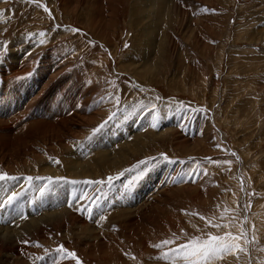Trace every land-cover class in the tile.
<instances>
[{
    "label": "rangeland",
    "instance_id": "rangeland-1",
    "mask_svg": "<svg viewBox=\"0 0 264 264\" xmlns=\"http://www.w3.org/2000/svg\"><path fill=\"white\" fill-rule=\"evenodd\" d=\"M159 1L0 0V264H169L241 226L217 264H264V0Z\"/></svg>",
    "mask_w": 264,
    "mask_h": 264
},
{
    "label": "snow or ice",
    "instance_id": "snow-or-ice-1",
    "mask_svg": "<svg viewBox=\"0 0 264 264\" xmlns=\"http://www.w3.org/2000/svg\"><path fill=\"white\" fill-rule=\"evenodd\" d=\"M101 127H103V125ZM97 130L98 129H94L93 131L95 132ZM165 159H167V157H165ZM54 162L59 163L58 160ZM15 179V177L10 176L8 173L0 171V186L6 185L9 181H13ZM28 179L31 180L32 178L29 177ZM109 180H111V178H109ZM49 182L51 183V180H49ZM71 183L76 184L79 182L71 181ZM82 183L91 185L93 183L103 182L84 181ZM18 199V195L15 192H12L8 194L3 201H0V204L6 207H11ZM223 218V216L220 217V219ZM200 219L206 220L205 228L213 227L220 229L229 227L227 224L215 223V218L213 217L205 218L204 216H200ZM200 231H203V229H200ZM177 238L178 237L174 234L172 239H166L160 244L154 245V247L164 249L165 247L175 243ZM241 241L245 244L250 243L247 239V233L242 226L240 227L239 235H235L231 232H226L223 235L205 233L204 238L189 237L186 243L170 249L169 251L163 252L161 258L169 261V264H217V261L224 259L226 256L236 255V258L238 259L239 256L237 254L239 252H247V249L242 246ZM55 251L57 254H62L60 255V259H64L66 257L75 258V253L67 252L62 245ZM52 264H59V262L54 259ZM77 264H80V262L77 261Z\"/></svg>",
    "mask_w": 264,
    "mask_h": 264
},
{
    "label": "bare ground",
    "instance_id": "bare-ground-1",
    "mask_svg": "<svg viewBox=\"0 0 264 264\" xmlns=\"http://www.w3.org/2000/svg\"><path fill=\"white\" fill-rule=\"evenodd\" d=\"M66 1V0H65ZM139 1V9H140V11H142V4H140V3H142V0H138ZM99 3V2H98ZM158 3H160V5H162L163 7H165L166 9H167V7L169 8V1H168V3H166L165 2V0H160ZM71 4V3H70ZM99 6L98 7H100V4H98ZM139 15V14H138ZM148 70V69H147ZM138 73V72H137ZM142 73V72H141ZM143 77H144V75H142ZM140 78V77H139ZM1 95L2 94H0V98H1ZM3 95H4V93H3ZM7 95V94H6ZM11 96V95H10ZM4 97L5 96H3L1 99H0V103H3L4 102ZM12 97V96H11ZM5 98H7V97H5ZM13 98V97H12ZM27 98V97H26ZM10 100H12V99H9V101ZM7 101V100H6ZM13 101H14V98H13ZM15 102V101H14ZM6 103V102H5ZM3 105V104H2ZM33 105V104H32ZM3 107L0 105V118H2L3 117V115H1L2 113H1V109H2ZM9 110V109H8ZM10 111H11V109H10ZM10 111H9V114H10ZM25 111V110H24ZM5 112V111H4ZM23 113V112H22ZM32 113V112H31ZM36 113V112H35ZM35 113L33 114V115H31L30 114V116H26L27 115V109H26V115H24L26 118H27V120H30V119H33L34 118V121H32V122H30L29 123V125L31 124H33L34 122H36V124L35 125H33L32 126V128L34 129V136L33 137H35V136H37V135H40L41 137H46L47 139L49 138V133H52L53 135L54 134H56L57 135V137L59 136H61L60 134H58L61 130H60V128H58V127H55V126H52L53 125V123H52V125H49V124H44L43 122H42V116H43V114H41L42 116H38V118L37 117H35ZM48 113V112H47ZM5 115V114H4ZM28 115H29V113H28ZM40 115V114H39ZM45 115V114H44ZM44 117V116H43ZM46 117V116H45ZM40 118V119H39ZM84 120V119H83ZM0 122H2V121H0ZM18 122V121H17ZM3 123V122H2ZM2 123H0V126L2 125ZM12 123V122H11ZM10 125V124H9ZM8 124L7 125H5L2 129L0 128V130H3L4 132H7V134H6V136L5 135H0V152L2 153V155L4 154V155H6L5 153H7V154H9V153H11V152H13L14 151V149H19L20 147H21V144L23 143L22 141H21V139L20 138H15V139H12L11 138V136L12 135H10V133L9 132H11V134L13 133V130L15 129H13L12 130V128L15 126V125H13V127L11 126H9ZM64 125V124H63ZM26 126V125H25ZM23 127V126H22ZM56 128H58V129H56ZM17 129V128H16ZM15 129V130H16ZM64 129V128H63ZM29 130V129H28ZM29 131H31V130H29ZM3 132V133H4ZM33 132V131H32ZM9 134V135H8ZM31 135H29V137L31 136ZM17 136V135H16ZM27 136V135H26ZM31 136V137H32ZM33 137L32 138H30V139H33ZM22 140H23V138H22ZM137 144V143H136ZM103 154H105V153H103ZM126 154V153H125ZM106 155V154H105ZM105 155H104V158H105ZM102 157V156H101ZM114 157V156H113ZM106 158H107V155H106ZM105 158V160H108V159H106ZM109 158V157H108ZM103 159V158H102ZM101 159V160H102ZM122 159V158H121ZM104 162V161H103ZM105 163V162H104ZM110 163H112V161L111 162H108V164L110 165ZM75 165V164H74ZM100 165V164H99ZM76 166V165H75ZM79 166V165H78ZM77 166V167H78ZM79 168V167H78ZM78 168H76V169H78ZM102 168H104V166L102 167ZM39 225V224H38ZM1 239V238H0ZM4 239H6V238H4ZM3 239V240H4ZM13 239H15L14 237H13ZM0 242H1V240H0ZM7 242H9V241H7ZM12 242H13V240H12ZM4 243V242H3ZM0 247H1V245H0ZM9 249V248H8ZM7 258V257H6ZM18 263V262H17Z\"/></svg>",
    "mask_w": 264,
    "mask_h": 264
}]
</instances>
